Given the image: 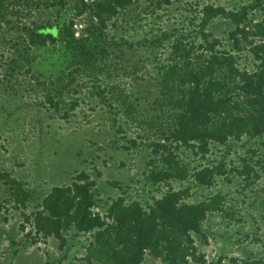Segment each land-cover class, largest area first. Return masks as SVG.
Instances as JSON below:
<instances>
[{"label":"rangeland","instance_id":"374dc122","mask_svg":"<svg viewBox=\"0 0 264 264\" xmlns=\"http://www.w3.org/2000/svg\"><path fill=\"white\" fill-rule=\"evenodd\" d=\"M253 1L171 0L155 7L154 0H139L130 4L113 16L106 28L109 38H120L126 45L121 51L107 47L108 52L99 55L93 71L75 73L65 88V77L73 66L62 44L32 47L26 53L29 62L22 61L21 67L12 64L11 58L21 48L17 40L24 25L45 21L62 24L74 14L75 0H66L58 15L54 8L43 6L31 8L24 15L26 8L21 5L23 14L8 16L9 23L6 18L0 19V173H8L32 191L27 206L15 208L11 190L0 177V264H86L82 256L91 235L75 237L60 249L53 237H36L33 241V231L27 233L32 226L21 215L34 211V204L52 186L71 184L82 171L95 181L96 196L105 204L123 194L126 201L137 200L145 206L168 187L187 190L186 202L221 193L234 217L223 212L207 213L201 221L204 236L191 235L196 253L204 255L206 264L219 258L221 264L228 263L232 257L264 260V137L210 142L204 157L180 146L177 154L188 171L185 179L169 180L166 185L150 184L144 179L152 166L148 164L151 159L160 165L150 147L159 136V126L152 128L149 124L158 110L147 88L156 92L160 66L168 60L172 39L185 34L188 40L201 41L200 9L205 4L238 9ZM263 13L264 5L253 8L250 16L260 20ZM83 19H76L77 32ZM231 29L223 17L210 19L203 28L210 34L209 39H219V48L226 50L230 49ZM164 33L167 37L158 44ZM250 57L244 51L237 65L254 70L256 62ZM51 89L57 106L46 99ZM242 158L258 174L257 178L251 174L250 185L235 171L215 175L210 186L193 180L194 169L219 160L228 169L239 166ZM94 210L102 211L99 207ZM141 264L165 262L146 254ZM187 264L200 263L189 258Z\"/></svg>","mask_w":264,"mask_h":264},{"label":"trees","instance_id":"16d2710c","mask_svg":"<svg viewBox=\"0 0 264 264\" xmlns=\"http://www.w3.org/2000/svg\"><path fill=\"white\" fill-rule=\"evenodd\" d=\"M138 1L75 0L74 14L62 24L45 21L24 25V32L17 40L21 48L11 62L21 67L22 61L29 62L26 53L32 47L60 43L73 66L65 77L68 80L62 86L65 88L73 81L75 73L93 71L99 55L103 57L108 52L107 47L121 51L126 41L108 37V22L119 11ZM154 1L155 7H160L171 0ZM66 4V0H0V19L6 18L5 22L9 23L8 16L23 14L21 5L26 8L24 15L30 13L31 8L40 6L54 8L58 15ZM263 5L264 0H255L238 9L205 4L200 9L201 41L188 40L185 34L172 39L168 60L160 66L156 92L147 88L158 110L149 124L152 128L159 126V136L150 142L151 154L160 161V165L154 164L152 159L148 162L152 165L144 176L148 183L166 185L169 180H183L188 176L187 168L178 158L180 146L204 157L210 142L223 144L229 138L264 137V13L260 20L250 16L253 8ZM81 16L84 21L77 32L74 25ZM215 17H223L232 25L228 50L219 48L220 40L209 39L210 34L203 30ZM55 18L57 20L58 16ZM164 37L167 34L158 38L157 43L160 44ZM244 51L256 62L252 71L237 65L238 57ZM26 71L30 69L26 68ZM52 90L47 91L46 99L57 106ZM71 105L75 106L76 102ZM128 109L129 105H126ZM227 171L243 175L246 185L251 184V174L258 177L245 158L239 166L228 169L222 160L201 166L193 170L192 176L196 184L210 186L215 175ZM0 177L11 190L10 200L14 207H26L32 191L8 173H0ZM94 184L95 181L82 171L71 184L52 186L41 201L34 204V211L22 212L24 221L32 226L27 233L30 235L33 231V241L36 237H53L63 249L73 238L89 234L91 239L85 244L82 256L86 264H141L146 254L161 258L165 264H187L189 258L206 264L204 255L196 253L191 235L204 236L201 221L207 213L223 212L234 217L233 209L226 207L225 196L221 193L197 202H186L187 190L168 187L145 206L137 200L126 201L123 194L105 204L96 196ZM95 207L102 211H95ZM221 261L219 258L207 264H221ZM222 264H264V260L232 257Z\"/></svg>","mask_w":264,"mask_h":264}]
</instances>
